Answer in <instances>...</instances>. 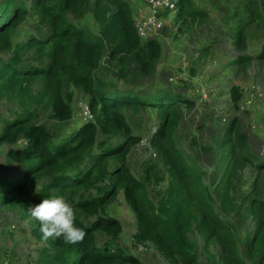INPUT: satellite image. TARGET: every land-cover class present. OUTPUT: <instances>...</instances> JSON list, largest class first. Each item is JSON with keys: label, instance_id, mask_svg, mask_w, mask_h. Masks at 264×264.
Listing matches in <instances>:
<instances>
[{"label": "trees", "instance_id": "1", "mask_svg": "<svg viewBox=\"0 0 264 264\" xmlns=\"http://www.w3.org/2000/svg\"><path fill=\"white\" fill-rule=\"evenodd\" d=\"M229 3L222 22L230 21L237 54L227 66L264 63V45L257 55L247 53L249 31L264 30V0ZM174 4V25H203L209 19V9L193 0ZM132 5L133 0H31L29 8L23 0H0V55L11 53L6 62L0 59V102L15 105L0 127V147H8L6 165L20 169L15 175L0 173V208L17 210L27 218L26 207L54 190L74 208L75 225L86 235L73 245L62 238L43 239L39 222L32 218L31 235L43 245L37 264H142L119 244L120 222L106 212L120 193L135 218L134 245H151L168 264H202L197 243L190 241L195 234L203 240L209 264H264V158L251 151L239 119L232 118L212 133L208 146L201 147L212 155L219 172L210 191L201 165L176 137L182 108L192 110L193 99L185 97L179 86L178 91L158 86L148 94L132 89L155 75L162 57L158 39L138 37ZM30 13L46 33L13 46L14 31ZM88 14L96 31L79 22ZM164 15L168 17L167 12ZM115 79L127 89L119 92ZM73 91L89 97L94 120L58 140L33 122L36 112L28 104L32 99L43 104L59 133L73 117ZM229 94L237 108L240 88L232 86ZM148 109L159 121L151 141L157 157L145 163L142 176L136 178L127 158L140 137L133 134L123 111L135 116ZM99 134L105 140L97 143ZM113 138L123 141L111 144ZM191 142L195 144L194 139ZM95 146L99 152L93 154ZM248 168L255 176L245 190ZM161 183L166 186L154 193L153 201L148 189ZM234 219L239 223L252 219L253 230L239 237ZM211 246L215 254L210 253Z\"/></svg>", "mask_w": 264, "mask_h": 264}, {"label": "rangeland", "instance_id": "2", "mask_svg": "<svg viewBox=\"0 0 264 264\" xmlns=\"http://www.w3.org/2000/svg\"><path fill=\"white\" fill-rule=\"evenodd\" d=\"M27 7H31V0H23ZM140 0H133L137 2ZM201 9H209V19L203 25L198 23L184 25H174L173 11L167 12L165 32L155 36L162 45V57L157 66V72L154 76L145 79L134 86L132 89L138 93L148 94L155 90L158 86H168L176 89L178 84L180 87H187L185 92L183 88L182 94L185 97H191L195 101L193 88L195 86L209 87L210 101L207 107H202L197 111H187L182 108V121L177 130L178 145L191 156L194 155L198 165L203 169V182L210 186L212 191L217 183L219 172L216 170L212 155L204 153L201 147H206L210 144L212 133L222 130L232 118L239 119L242 130L247 134L251 151L259 158H264L261 151L264 147V97L258 107L251 108L248 111H239L230 99L229 91L232 86H238L245 91L247 86H260L264 95V63L253 61L251 65L243 68L242 66L229 67L227 63L234 57L235 51L232 38L230 21L222 22V18L229 13L228 7L231 5L230 0H193ZM164 17V13H161ZM227 17V16H226ZM225 17V18H226ZM71 20V18H69ZM83 27H89L96 31L97 26L88 14L84 19L79 20ZM46 33L45 28L38 21V17L32 13L28 15L26 20L22 22L12 35V44L24 42L30 37H38ZM264 45V30L252 28L248 33L247 53L249 55H257L260 53ZM11 58V53L5 52L0 55V59L6 62ZM27 63V62H26ZM35 64V60L31 61ZM161 63V65H160ZM218 64V68L212 71V64ZM218 69V70H217ZM205 74H208L206 77ZM102 77H106L102 75ZM173 81L170 82L169 79ZM110 79H113L110 78ZM114 80L116 89L123 92L127 86L121 82ZM105 82L109 78L104 79ZM38 86L33 88V97L36 95ZM178 91V90H177ZM245 92H248L246 90ZM70 106L73 111L71 121L64 127L61 132H57L54 126V121L49 118V111L45 110L43 104L36 103L32 99L28 104L30 110H35L33 122L43 125L48 129L53 137L58 140L68 136L84 123L79 109V103L88 104L89 97L77 92H72ZM245 94L243 93V96ZM242 96V97H243ZM14 104H6L0 102V127L2 122L12 116ZM222 109L223 118L218 119L215 112ZM124 115L131 126L134 135L140 138L145 136L150 127L154 123H158L155 112L151 109L146 111H138V115H131L128 111H123ZM198 114V116H197ZM197 126H203L202 129ZM195 140V144L191 141ZM105 137L101 134L97 136V143L103 142ZM122 138L111 139V144L122 142ZM7 146L0 147V173L18 174L20 169L17 166L9 167L5 163V151ZM99 152L98 146H95L92 153ZM127 164L132 174L136 178H140L143 173V158L140 157L137 151L133 148L128 155ZM161 169V168H160ZM255 172L252 168H248L245 172V190H248L247 184L252 181ZM165 183H161L158 187L148 189L149 197L156 201L154 193L165 187ZM107 214L114 217L120 222L122 231L119 238V244L128 249L142 264H168L154 250L151 245L145 247H136L133 242L135 234V218L128 206L125 203L123 194L116 196L115 201L109 205L106 210ZM237 223L238 236L245 238L254 228L252 219H247L243 223H239L238 219L233 220ZM31 217L24 218L17 210H9L0 208V264H37L39 251L42 249V244L38 243L31 235ZM99 241L102 239L98 237ZM190 241L197 243L198 259L202 264H209L206 261L204 252V244L201 237L197 234L190 236ZM210 253L215 254L216 249L211 246Z\"/></svg>", "mask_w": 264, "mask_h": 264}, {"label": "built area", "instance_id": "3", "mask_svg": "<svg viewBox=\"0 0 264 264\" xmlns=\"http://www.w3.org/2000/svg\"><path fill=\"white\" fill-rule=\"evenodd\" d=\"M148 9V12L146 15L141 16L137 15L134 17V27L136 30V33L140 40L146 41L149 38H153L155 36H158L159 33L162 32L163 28L166 26V18L161 15V13L165 12H171L175 10V4L174 0H140ZM207 77L208 74H205ZM170 82L173 81L172 78L169 79ZM182 84V81H179L177 83ZM209 87H202V86H195L193 88V93L195 96L194 101V107L193 111H197L199 113V109L202 107H207L210 101V91ZM248 90V92H245ZM243 91L240 89L241 92V98L238 100L237 108L239 111H248L251 108L258 107L260 102L263 100V93L258 85H249L247 88ZM243 93L245 94L243 96ZM243 96V97H242ZM79 109H80V115L84 121L91 122L94 120V116L91 113L88 104H85L83 102L79 103ZM223 112L222 109H219L215 112V116L221 120L223 118ZM198 116V114H197ZM158 129V123H154L148 133L141 137L138 144L134 147V149L137 151L138 155L143 158V163H147L150 160H155L157 157V153L152 146V138L157 132ZM261 155L264 156V147L261 151Z\"/></svg>", "mask_w": 264, "mask_h": 264}, {"label": "clouds", "instance_id": "4", "mask_svg": "<svg viewBox=\"0 0 264 264\" xmlns=\"http://www.w3.org/2000/svg\"><path fill=\"white\" fill-rule=\"evenodd\" d=\"M26 214L39 222V231L45 240L62 238L65 243L73 245L81 242L86 235L82 228L75 225L74 208L63 195L56 194V190L38 204H29Z\"/></svg>", "mask_w": 264, "mask_h": 264}, {"label": "crops", "instance_id": "5", "mask_svg": "<svg viewBox=\"0 0 264 264\" xmlns=\"http://www.w3.org/2000/svg\"><path fill=\"white\" fill-rule=\"evenodd\" d=\"M147 12H148V9H147V7H146L142 2H140V1H137L136 3L133 2V5H132V15H133V19H134V17H136L137 15L144 16V15L147 14ZM167 24H168V23H167ZM167 24H166V25H167ZM160 65H161V63H160ZM218 67H219V65L216 64V63H214V64H212V66H211V68H212L211 70L213 71L214 68H218ZM217 70H218V69H217ZM156 72H157V71H156ZM180 88H183L185 92L188 91V88H187V87H180Z\"/></svg>", "mask_w": 264, "mask_h": 264}]
</instances>
